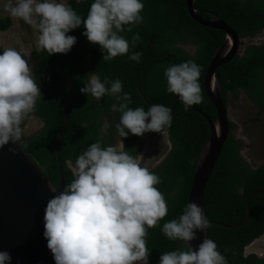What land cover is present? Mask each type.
I'll return each mask as SVG.
<instances>
[{"label": "trees", "instance_id": "obj_1", "mask_svg": "<svg viewBox=\"0 0 264 264\" xmlns=\"http://www.w3.org/2000/svg\"><path fill=\"white\" fill-rule=\"evenodd\" d=\"M185 1L143 0V22L134 25L131 32L120 33L130 45L133 35L139 33L140 40L135 47H130V53H142L138 63L129 60L127 54L102 61L99 46L88 42L81 34L83 27L67 33L76 37V43L67 54L49 56L39 48L33 51V75L40 87L41 99L30 114L37 117L42 125L29 136L21 135L19 141L54 185L59 183L55 140L64 121L62 108L68 95L65 81L56 72L58 63L61 73L71 82L72 92V101L67 106L68 121L59 147L64 186L73 179L70 165H73L75 157L100 138L99 128L103 120L107 119L114 125L119 119V113L110 111L111 104L115 102L113 97L106 95L97 102L80 93L79 89L89 73L96 72L101 79H120L122 92L131 96L129 107L147 110L148 106L136 88L150 105L169 107L176 95L165 90L164 68L193 60L200 66L199 83L203 97L195 106L211 119L215 118V109L203 91L202 80L213 51L224 41L225 33L194 21L188 14ZM91 2L68 0L67 4L84 17ZM194 8L202 17H209V12L217 14L241 39L253 38L264 30V0H194ZM10 25L9 16L0 17V30H6ZM240 45L244 46L242 54L218 67L215 76L225 105L228 93L237 96L243 92L260 113L264 110V43L244 45L240 42ZM184 46L191 49L186 50ZM234 129L235 124L230 122V133L206 183L203 194L205 216L209 221L237 224L246 216V197L254 191H262L250 197L249 220L245 225L236 228L211 225L206 234L208 239L216 242L227 264H264L263 255L244 252L252 241L264 236V163L252 167L246 162L240 153L242 141L233 136ZM166 133L171 150H167L163 162L153 171L160 177L161 183L156 187L164 194L168 213L157 227L148 229L146 237L149 258L156 264L162 253L186 248L183 241L167 239L160 228L164 222L178 218L186 206L195 164L208 136V124L198 112L191 108L186 111L182 102L176 100ZM102 139L104 145L114 144L117 139L115 128L110 127ZM122 139L130 154L140 152L143 146L140 136L130 134Z\"/></svg>", "mask_w": 264, "mask_h": 264}, {"label": "clouds", "instance_id": "obj_2", "mask_svg": "<svg viewBox=\"0 0 264 264\" xmlns=\"http://www.w3.org/2000/svg\"><path fill=\"white\" fill-rule=\"evenodd\" d=\"M143 9V0H92L82 17L66 0H7L4 5L11 17L36 29L37 46L49 56L67 54L76 43V37L67 33L83 27L81 34L99 46L102 61L127 54L137 63L142 53H130V47L140 40L139 33L131 45L120 33L143 22ZM163 76L166 92L178 96L186 111L201 103L200 66L195 61L169 65ZM79 91L97 102L106 95L113 97L110 111L119 113V119L114 125L103 120L100 138L75 157L70 183L61 191L49 185L53 195L43 209L46 246L54 264H148V229L157 227L168 213L164 194L156 187L160 177L153 171L163 158L147 167L142 154L126 151L122 138L163 132L171 125V109L161 104L147 110L129 107L131 96L122 92L120 79H101L96 72L88 74ZM39 99L40 87L28 60L15 48L0 50V148L21 138L23 119ZM110 127L117 139L104 145L102 138ZM8 151L15 155L14 148ZM208 224L201 206L187 203L178 218L160 228L167 239L183 241L186 248L162 253L158 264H227L214 240L205 237L195 250L188 243ZM10 261L9 252L0 251V264Z\"/></svg>", "mask_w": 264, "mask_h": 264}, {"label": "water", "instance_id": "obj_3", "mask_svg": "<svg viewBox=\"0 0 264 264\" xmlns=\"http://www.w3.org/2000/svg\"><path fill=\"white\" fill-rule=\"evenodd\" d=\"M185 5L188 14L194 21L204 26L222 30L225 33L224 41L213 51L202 80L203 91L215 109V118L211 119L195 105L189 107L205 119L208 124V136L195 164L186 205L190 202L196 203L201 206L205 215L203 207L204 189L219 158L222 146L228 138L230 122H232L228 117V106L222 99L215 71L234 56L242 54L244 47L240 45L242 39L236 31L217 14L209 12V17L198 15L194 8V0H186ZM60 70L61 66L58 63L56 72L65 81L68 95L62 108L64 121L57 132L54 147L59 176L58 185H54L51 179L41 171L33 158L23 149L19 140L0 148V251L9 252L10 264H54L50 250L46 246L47 241L43 237V209L47 200L53 195L48 189L49 185L56 187L58 191L64 187L59 147L62 131L68 121L67 106L72 101L71 82ZM136 89L149 107L150 103L140 90ZM176 100H180L178 96H174L169 105L171 116ZM9 147L15 149V155L8 151ZM261 191H254L246 197L247 210L243 221L237 224L209 221L207 228L211 225L226 228L245 225L249 220V199ZM207 228L205 232L196 231V238L188 242L193 250L205 237L207 238ZM148 264L156 263L148 258Z\"/></svg>", "mask_w": 264, "mask_h": 264}, {"label": "rangeland", "instance_id": "obj_4", "mask_svg": "<svg viewBox=\"0 0 264 264\" xmlns=\"http://www.w3.org/2000/svg\"><path fill=\"white\" fill-rule=\"evenodd\" d=\"M6 3L7 0H0V17L9 16L11 25L6 30H0V48L1 50L15 48L28 60L33 71L35 60L32 53L39 48L37 46L38 33L31 25L11 17L4 10ZM240 42H243L244 45L264 43V30L256 34L255 37L242 39ZM227 106L228 117L235 124L233 136L241 139L243 144L240 151L242 157L252 167L264 163V112L258 113L255 105L246 98L243 92H239L237 96L228 93ZM41 125L42 123L37 117L28 113L24 117L21 135L29 136L36 132ZM140 137L143 140V146L139 154L145 158L144 165L151 167L156 160L163 158L169 149L170 142L167 133L165 131L161 133L147 132ZM70 167L72 168L71 165ZM256 246H260L259 249ZM244 252H254L264 256V236L246 246Z\"/></svg>", "mask_w": 264, "mask_h": 264}, {"label": "flooded vegetation", "instance_id": "obj_5", "mask_svg": "<svg viewBox=\"0 0 264 264\" xmlns=\"http://www.w3.org/2000/svg\"><path fill=\"white\" fill-rule=\"evenodd\" d=\"M184 48H185L186 50H190V49H191L189 46H184ZM262 112H264V110H262ZM168 129H169V128H168ZM168 129H167V130H164V131L167 132Z\"/></svg>", "mask_w": 264, "mask_h": 264}, {"label": "crops", "instance_id": "obj_6", "mask_svg": "<svg viewBox=\"0 0 264 264\" xmlns=\"http://www.w3.org/2000/svg\"><path fill=\"white\" fill-rule=\"evenodd\" d=\"M255 240H257V239H255ZM255 240H254V241H255ZM252 242H253V241H252ZM252 242H251V243H252ZM251 243H250V244H251ZM259 247H260V246H259ZM259 247H258V246H256V248H258V249H259Z\"/></svg>", "mask_w": 264, "mask_h": 264}]
</instances>
